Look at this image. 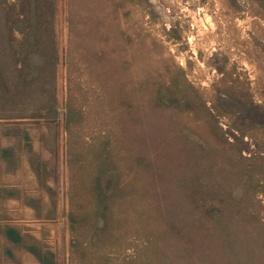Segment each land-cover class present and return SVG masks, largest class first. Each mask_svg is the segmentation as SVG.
Here are the masks:
<instances>
[{"label":"rangeland","instance_id":"obj_1","mask_svg":"<svg viewBox=\"0 0 264 264\" xmlns=\"http://www.w3.org/2000/svg\"><path fill=\"white\" fill-rule=\"evenodd\" d=\"M0 264H264V0H0Z\"/></svg>","mask_w":264,"mask_h":264}]
</instances>
